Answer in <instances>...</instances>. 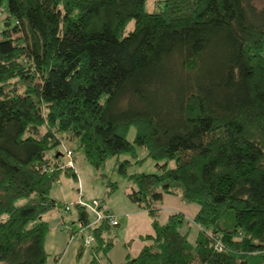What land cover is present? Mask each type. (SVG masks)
Masks as SVG:
<instances>
[{
  "label": "trees",
  "instance_id": "obj_1",
  "mask_svg": "<svg viewBox=\"0 0 264 264\" xmlns=\"http://www.w3.org/2000/svg\"><path fill=\"white\" fill-rule=\"evenodd\" d=\"M145 2L0 0V264L47 263L42 215L67 206L52 187L62 172L77 180L53 151L63 134L97 168L136 147L156 162L128 176V197L152 219L136 256L112 263L111 226H89L76 204L87 264H264V11ZM178 193L198 205L193 242L183 213L155 217ZM84 248L80 238L78 257Z\"/></svg>",
  "mask_w": 264,
  "mask_h": 264
},
{
  "label": "rangeland",
  "instance_id": "obj_2",
  "mask_svg": "<svg viewBox=\"0 0 264 264\" xmlns=\"http://www.w3.org/2000/svg\"><path fill=\"white\" fill-rule=\"evenodd\" d=\"M156 1L146 0L145 10L149 12L158 10ZM252 3L257 10L264 11V0H252ZM127 28H133V21L128 24ZM134 133V128L131 127L127 134L128 140H133ZM60 137L62 143L53 151L58 150L62 154L60 155L62 163L72 162L71 165L76 172L77 180L62 172L58 181L52 187L51 197L60 203L67 204L70 209L69 212L64 210L68 215L70 214V217L68 216L67 220L64 221L62 219L61 222H58V225L63 227L65 222L71 225L74 231L80 230V222L76 219L77 203L86 207L91 221L97 214L103 215L106 210H110L117 216L120 224L119 226H111L107 233V236L114 240V246L108 253L112 258V262L118 263L120 260H125V252L130 253L131 256L137 255L144 244L139 235L143 236L152 232V219L147 211L140 208L137 203L131 201L128 197L132 187L128 176L136 173L156 172V162L146 156L144 149L136 147L137 157H132L129 154L110 156L102 166L97 168L86 160L77 138H73L69 134H63ZM125 160L130 161L125 163L126 175L119 171L120 163ZM113 185L115 187H112ZM94 202L99 205L95 212L92 210V207H95ZM155 206L157 208L155 217L160 223L165 222L168 216L174 212L183 213L185 220L189 221L191 226L189 240L194 241L198 228L193 224L192 218L198 210L197 204L186 202L181 193H178V195L164 194L163 199L157 202ZM50 228L52 229V227ZM48 233L49 239L60 238L59 235H61L58 232L56 233V228L51 234ZM64 233L66 237L60 249L58 245L53 249L54 251L50 249V254L53 256L57 254L56 257H59V259L54 261L52 256L46 264H87L86 259H88L90 253L89 247L85 246L80 257H78V248L80 238L85 239L91 236L90 230L85 229L83 234L76 233L72 240H70L69 233L66 230ZM124 244L127 246L126 248L123 246ZM57 250H60V252L53 253Z\"/></svg>",
  "mask_w": 264,
  "mask_h": 264
},
{
  "label": "crops",
  "instance_id": "obj_3",
  "mask_svg": "<svg viewBox=\"0 0 264 264\" xmlns=\"http://www.w3.org/2000/svg\"><path fill=\"white\" fill-rule=\"evenodd\" d=\"M70 217V214L68 215V213L67 212H62L60 209H58L57 207H55V208H53V209H51V210H49L48 212H46V213H44L43 215H42V220L43 221H45L47 224H48V227H49V229H48V231H49V233L48 234H51L52 233V231L56 228V233L58 232V233H60L61 235H59V237L60 238H57V237H55L54 239H49L48 238V235H47V238H45V248H46V251H47V253H48V260H49V258L50 257H52L53 255L52 254H50L51 252H50V249H52V251H54L53 249H55V247L58 245V247H59V249H60V247H61V244L63 243V241H64V239H65V237H66V235H64L65 233V230H64V228L63 227H60L59 225H58V222L60 221L61 222V220L63 219V221L64 220H67V217ZM73 219V218H72ZM73 222V221H72ZM120 225V224H119ZM119 225H117V226H119ZM50 227H52V229L50 228ZM139 237H141V235H139ZM59 241V242H58ZM56 242H58V243H56ZM144 242V244H145V241H143ZM143 244V245H144ZM127 245V244H126ZM142 245V246H143ZM114 246V245H113ZM125 248L127 247V246H125V244L123 245ZM112 249V248H111ZM110 249V250H111ZM58 252H60V250H57V251H55V252H53V253H58ZM110 252V251H109ZM108 252V253H109ZM125 254V256L124 257H126V254H128V253H124ZM57 255V254H56ZM56 255L55 256H53V259H54V261H55V257H56ZM129 255H130V253H129ZM131 256V255H130ZM134 256H136V255H133L132 257H134ZM107 257L110 259V261L112 262V258H111V256H109L108 254H107ZM90 259H91V252L89 253V255H88V259H86V263H88L89 261H90ZM47 260V261H48ZM103 260H104V258H103ZM124 261V260H123ZM119 262H122V260H120ZM113 263V262H112ZM74 264H77V263H74Z\"/></svg>",
  "mask_w": 264,
  "mask_h": 264
},
{
  "label": "built area",
  "instance_id": "obj_4",
  "mask_svg": "<svg viewBox=\"0 0 264 264\" xmlns=\"http://www.w3.org/2000/svg\"><path fill=\"white\" fill-rule=\"evenodd\" d=\"M72 162L71 161H68V163L66 164V166H71L72 167ZM94 204H95V207H92V210L95 212V211H97V209H98V207H99V205L96 203V202H94ZM81 205V204H80ZM82 206H84V205H82ZM85 207V206H84ZM70 209L68 208V206H66V208H65V211H69ZM109 210H106L105 211V213L103 214V215H100V214H97L96 216H94V218L92 219V221L90 222V224H89V226H93V227H95V226H98V225H100L104 220L108 223V225H110V226H117V225H119V222H118V219H117V216L115 215V214H113L112 212H108ZM64 224V226H63V228H64V230H66V232H68L69 233V236H70V240H72L74 237V229L72 228V226L71 225H69V224H66L65 222L63 223ZM80 226H81V228H80V230L79 231H76V232H78V233H80V234H83V232H84V230L85 229H87V227L86 226H84V225H82L81 223H80ZM88 226V227H89ZM91 242H92V237L90 236V237H86L85 239H84V245L85 246H87V247H89L90 245H91Z\"/></svg>",
  "mask_w": 264,
  "mask_h": 264
}]
</instances>
